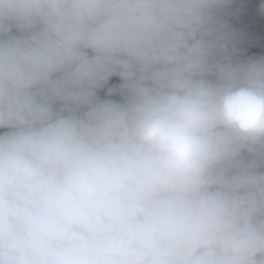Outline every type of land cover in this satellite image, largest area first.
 <instances>
[{"label":"clouds","instance_id":"9594fccd","mask_svg":"<svg viewBox=\"0 0 264 264\" xmlns=\"http://www.w3.org/2000/svg\"><path fill=\"white\" fill-rule=\"evenodd\" d=\"M257 50L264 0H0V264H264Z\"/></svg>","mask_w":264,"mask_h":264},{"label":"built area","instance_id":"2783aa9c","mask_svg":"<svg viewBox=\"0 0 264 264\" xmlns=\"http://www.w3.org/2000/svg\"><path fill=\"white\" fill-rule=\"evenodd\" d=\"M256 54H258V55H264V50H257L256 51Z\"/></svg>","mask_w":264,"mask_h":264},{"label":"rangeland","instance_id":"374dc122","mask_svg":"<svg viewBox=\"0 0 264 264\" xmlns=\"http://www.w3.org/2000/svg\"><path fill=\"white\" fill-rule=\"evenodd\" d=\"M117 82H118V81L114 78V79H113V83H117Z\"/></svg>","mask_w":264,"mask_h":264}]
</instances>
